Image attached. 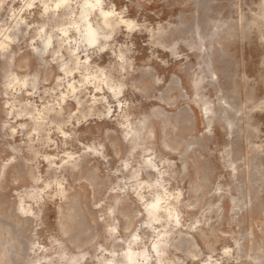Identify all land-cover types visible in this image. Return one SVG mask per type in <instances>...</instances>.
Returning a JSON list of instances; mask_svg holds the SVG:
<instances>
[{
	"label": "rangeland",
	"instance_id": "374dc122",
	"mask_svg": "<svg viewBox=\"0 0 264 264\" xmlns=\"http://www.w3.org/2000/svg\"><path fill=\"white\" fill-rule=\"evenodd\" d=\"M86 1L0 0V264H264V0Z\"/></svg>",
	"mask_w": 264,
	"mask_h": 264
},
{
	"label": "bare ground",
	"instance_id": "6f19581e",
	"mask_svg": "<svg viewBox=\"0 0 264 264\" xmlns=\"http://www.w3.org/2000/svg\"><path fill=\"white\" fill-rule=\"evenodd\" d=\"M71 0H57V4L68 7ZM72 8V7H71ZM91 16V18H89ZM92 16H94L98 21L94 22ZM74 19V18H73ZM72 19V20H73ZM74 21V20H73ZM75 22V21H74ZM77 22V21H76ZM115 18L111 15L110 11L106 10L105 8L100 7V4L96 0H88L83 4V10L80 14V19L77 22L78 23V30L81 34L82 41L86 42V45L88 44H95L98 39L105 38L104 36V30L106 29H112L116 25ZM18 24V23H17ZM15 27V26H14ZM42 33V32H41ZM79 34V35H80ZM104 36V37H103ZM80 37V36H79ZM80 37V38H81ZM85 45V46H86ZM95 46V45H94ZM4 45H2L1 48H3ZM2 50V49H1ZM41 53V51H40ZM42 60V58H41ZM41 63V62H40ZM68 63V62H67ZM65 66V64H64ZM11 73V72H10ZM6 75V74H5ZM10 75V74H9ZM94 75V74H93ZM91 76V75H90ZM36 77V76H35ZM11 79V78H10ZM14 80V77L12 78ZM3 80V78H2ZM17 80V79H15ZM93 80V79H92ZM36 81V80H35ZM11 83V82H10ZM119 85V84H118ZM71 86V84L69 85ZM73 86V85H72ZM119 88V87H118ZM74 89V88H72ZM144 116V115H143ZM142 116V118H143ZM153 117V116H152ZM143 121V120H142ZM145 122V119L144 121ZM136 124V123H134ZM133 124V125H134ZM139 124V123H138ZM141 125V124H140ZM146 127V126H145ZM132 128H135L132 126ZM142 128V127H141ZM138 129V128H136ZM150 129V128H149ZM148 129V130H149ZM137 130V132H140ZM143 130V129H142ZM132 132V131H131ZM148 132V131H147ZM133 133V132H132ZM135 134V133H134ZM140 134V133H139ZM138 134V135H139ZM132 135V134H131ZM136 135V134H135ZM137 136V135H136ZM142 137V136H141ZM154 137V136H153ZM146 138V137H145ZM154 139V138H153ZM151 140V139H150ZM140 146V145H139ZM147 183V182H146ZM162 208V204L160 200L155 201L150 207H147V213L150 217V220L153 221L159 220L161 218V214L157 215L158 211ZM169 212V211H167ZM169 215V214H167ZM151 224V223H150ZM168 237V236H167ZM157 249V246H156ZM134 253H131V255ZM161 254V253H160ZM144 256V254H143ZM157 256V255H156ZM132 259L134 257H131ZM172 264V263H171Z\"/></svg>",
	"mask_w": 264,
	"mask_h": 264
}]
</instances>
